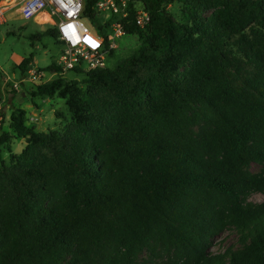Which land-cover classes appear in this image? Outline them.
<instances>
[{
	"label": "trees",
	"instance_id": "16d2710c",
	"mask_svg": "<svg viewBox=\"0 0 264 264\" xmlns=\"http://www.w3.org/2000/svg\"><path fill=\"white\" fill-rule=\"evenodd\" d=\"M169 1L128 2L124 34L142 44L113 68L75 66L81 81L32 87L65 100L62 130L11 111L25 146L11 152L1 133L0 264H264V199L249 200L264 194V0H175L179 20ZM225 229L238 245L211 251Z\"/></svg>",
	"mask_w": 264,
	"mask_h": 264
},
{
	"label": "rangeland",
	"instance_id": "374dc122",
	"mask_svg": "<svg viewBox=\"0 0 264 264\" xmlns=\"http://www.w3.org/2000/svg\"><path fill=\"white\" fill-rule=\"evenodd\" d=\"M7 1L14 2V5L8 14L7 21L0 26V116L2 117L0 136L3 131L8 130L11 152L18 154L25 146V139L16 137L15 133L9 130L8 121L11 111L23 109L26 124L37 131L62 130L71 119L65 100L58 96L33 97L32 87L49 82L58 76L81 81L84 75H77L71 71L58 73L44 69L52 63V54L58 50L55 39L45 33L53 26L36 23L34 18L21 17L19 12L21 0ZM165 9L177 20L181 18V8L175 0L169 1ZM94 11L95 18L85 19L86 23L95 31L100 30L109 34V27L105 29V22L108 20L106 13ZM38 20H41L40 17ZM116 43L117 46L106 55L105 67L113 68L118 62L133 54L142 44V40L136 35L123 34ZM29 54H33V61L23 70L19 67V63ZM34 68L44 72L39 82H30L26 78L29 76L28 70ZM9 153L6 143H0V162L8 164ZM261 168L262 166L256 163L250 166L252 172H258ZM263 199L264 194L261 192H252L249 195V200L252 202H259ZM237 245L236 233L232 229H225L213 238L210 250L215 252Z\"/></svg>",
	"mask_w": 264,
	"mask_h": 264
},
{
	"label": "built area",
	"instance_id": "2783aa9c",
	"mask_svg": "<svg viewBox=\"0 0 264 264\" xmlns=\"http://www.w3.org/2000/svg\"><path fill=\"white\" fill-rule=\"evenodd\" d=\"M130 0H97L94 9L106 13L107 17L116 16L109 27L105 38L97 31L91 29L82 17L84 0H21L19 12L25 19L34 18L40 10H46L56 21L51 24L56 32V44L58 50L52 54V63L61 68L60 73L69 71L75 66L82 68L105 67L106 55L109 50L117 46V39L124 34L121 19L128 18ZM14 3V2H13ZM13 3L0 0V26L3 25L11 11ZM134 23L143 28L149 22V14L141 6L136 4ZM37 23V21H36ZM30 82H39L44 72L34 68L30 69ZM1 110V107H0Z\"/></svg>",
	"mask_w": 264,
	"mask_h": 264
},
{
	"label": "bare ground",
	"instance_id": "6f19581e",
	"mask_svg": "<svg viewBox=\"0 0 264 264\" xmlns=\"http://www.w3.org/2000/svg\"><path fill=\"white\" fill-rule=\"evenodd\" d=\"M38 17H40L41 20H38ZM37 23L41 24H53L56 19L51 16L46 10H40L39 13L36 16Z\"/></svg>",
	"mask_w": 264,
	"mask_h": 264
},
{
	"label": "crops",
	"instance_id": "0c3cea01",
	"mask_svg": "<svg viewBox=\"0 0 264 264\" xmlns=\"http://www.w3.org/2000/svg\"><path fill=\"white\" fill-rule=\"evenodd\" d=\"M1 119H2V117L0 116V123H1ZM1 126V125H0ZM1 129V128H0Z\"/></svg>",
	"mask_w": 264,
	"mask_h": 264
}]
</instances>
